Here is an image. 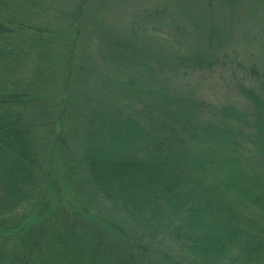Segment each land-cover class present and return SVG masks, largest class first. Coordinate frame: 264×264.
<instances>
[{"label":"trees","instance_id":"trees-1","mask_svg":"<svg viewBox=\"0 0 264 264\" xmlns=\"http://www.w3.org/2000/svg\"><path fill=\"white\" fill-rule=\"evenodd\" d=\"M49 1L0 0V264H264V220L245 213L249 206L264 207V104L249 90L241 93L251 114L228 107L210 113V121L181 113L148 133L137 122L99 113L80 127L86 146L76 168L86 176L87 197L104 208L110 202L131 226V232L113 226L118 241L107 229L110 236H104L101 222L83 219L60 201L52 208L55 200L47 194L56 182L53 151L65 155L64 178L74 175L65 150L76 131L63 127L67 107L55 120H44L43 140L28 117L43 90L36 77L40 62H60L50 50L51 37L61 44L65 38L63 45L68 40L59 35L65 30L56 17L60 27L45 23ZM203 4L209 9L208 1ZM83 5L67 14L69 28L78 26ZM42 16V23L35 21ZM118 43V50L131 46ZM195 59L202 60L199 54ZM142 65L153 73L157 62L151 56ZM53 109L43 118L52 117ZM244 143L253 145L255 157L244 155ZM40 244L56 252L52 262L39 253Z\"/></svg>","mask_w":264,"mask_h":264},{"label":"rangeland","instance_id":"rangeland-1","mask_svg":"<svg viewBox=\"0 0 264 264\" xmlns=\"http://www.w3.org/2000/svg\"><path fill=\"white\" fill-rule=\"evenodd\" d=\"M203 1L209 2V9ZM79 5L84 7L78 26L69 28L66 23L71 16L66 19L67 14L77 11ZM47 10L50 20L45 23L60 27L53 21L56 17L65 30L59 35H67L68 40L63 45L65 38L61 44L57 35L51 37L54 46L50 50L56 51L60 62H40L36 77L42 84L38 91L43 90L28 109V117L35 137L43 140L44 120H55L53 115L67 107L70 115L64 116L63 127L71 134L76 131L70 151L65 150L71 165L75 164L74 175L64 178L65 155L54 150L51 167L56 172V185L49 188L47 199L52 196L55 200L53 209L60 201L61 207L77 212L83 219L101 222L105 232L113 231L114 225L131 232V226H125L110 202L104 208L94 200L91 203L86 195V176L76 168L86 146L80 127L84 130L89 118L99 119V113L107 119L137 122L148 133L155 123L177 120L176 115L181 113L207 119L210 113L231 107L251 114L252 104L241 90L252 91L264 104V0H51ZM43 16L35 21L42 23ZM211 26L213 29L204 34L203 28ZM177 30L184 38H178ZM118 42L131 46L118 50ZM197 54L202 60L195 59ZM151 56L157 62L155 69L150 68L155 74L141 67ZM51 96L64 100L54 104L44 101L51 100ZM48 109H53L52 117H48ZM243 146L244 155L255 157L252 144ZM134 148L139 149L137 145ZM263 208L249 206L245 213L261 215V223ZM100 227L97 231L102 235ZM12 243L9 240L14 247ZM39 253L49 256L50 262L56 255L41 244ZM62 256L65 260L66 255Z\"/></svg>","mask_w":264,"mask_h":264}]
</instances>
